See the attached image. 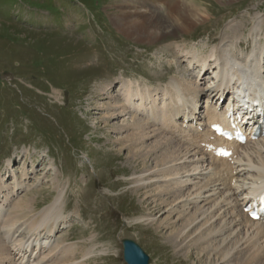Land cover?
I'll return each instance as SVG.
<instances>
[{"label":"rangeland","instance_id":"1","mask_svg":"<svg viewBox=\"0 0 264 264\" xmlns=\"http://www.w3.org/2000/svg\"><path fill=\"white\" fill-rule=\"evenodd\" d=\"M184 3L200 9L202 23L191 26L186 33L168 32L153 42H136L122 34L112 19L117 7H133L129 0H0V180L11 187L12 175L21 182L25 169L29 179L22 184L31 189L19 192L12 206L24 207L27 202L31 209L38 206L35 212L50 202L57 181L68 184L66 214L73 216L68 242L78 248L76 259H80L82 248L92 242L96 250L106 249L108 253L88 263L124 264L120 242L127 239L142 248L151 264H222L213 254L199 255L197 246L206 244L195 236L189 235V240L181 244L183 248L176 243L172 229L160 225L165 207H150L151 199L145 200L143 191L132 188L129 179L140 172V167L125 161V151L114 153L120 148L115 145L119 136L111 126L107 128L102 121L99 126L94 121L100 119L98 111L93 110L97 105L95 92L106 80L117 82V89L126 79L151 90L160 89L173 77L190 84L193 79L188 57L203 58L221 42L232 43L239 59L249 56L253 48L249 33L257 19L263 24L259 34L263 45L264 0H189L181 4ZM139 7L164 21L163 12L155 13V5L149 1ZM198 72L199 69L194 74ZM209 75L204 78L208 80ZM96 123L98 131L93 129ZM154 158L148 160L147 170L153 168ZM8 163L15 165L10 172H6ZM62 192L65 197L64 189ZM190 207L189 214L200 209L197 205ZM143 216L154 222L135 224ZM179 225L182 222L176 228ZM220 226L217 221L208 229L216 231ZM3 234L0 233L1 242L2 236L7 241L8 236ZM25 235L20 233L18 240L23 242ZM54 235L46 242H65L60 239L65 230L55 235L58 241L53 240ZM90 236L95 238L86 241ZM224 238L212 236L209 244L221 249L217 245ZM190 245L193 246L188 251ZM231 255V264H243L244 252L233 251ZM255 264H264V260Z\"/></svg>","mask_w":264,"mask_h":264},{"label":"bare ground","instance_id":"2","mask_svg":"<svg viewBox=\"0 0 264 264\" xmlns=\"http://www.w3.org/2000/svg\"><path fill=\"white\" fill-rule=\"evenodd\" d=\"M129 1L133 7L129 10L117 7L118 11L112 15V19L115 27L122 34L127 38H133L136 42H153L161 39L168 32L181 31L186 33L191 26L203 22L199 19V17L201 18V11L198 7L191 8L194 7L191 6L193 4H181L189 0H181V2L152 0L153 3L166 1L163 6L161 4L158 8V12L164 10V14L162 13L164 21L156 20L155 17L159 16H150L143 10H136L142 0ZM177 2L178 4H176ZM255 24L251 32L249 31L250 36L253 37L251 40L253 39L254 45L252 44V51L245 59L241 60L238 56L236 57L233 53L232 43L230 45L228 43L223 44V42L218 46L216 45L217 47L213 46L214 49L207 53L206 57H192L193 61L199 63L200 72H202V79L199 80V83L205 80L203 79L205 73L211 69L209 63H213L212 71L214 72L212 73L216 81L210 80L207 86H201L197 90L193 88L191 81L192 83L187 84L185 89L179 90L173 85L174 91L163 90L166 95H164L160 105L154 100L155 93L149 91V87L141 86L139 82L125 84L120 82V87L119 89L116 88L118 91L113 96L115 87H118L117 84L104 80L106 83H102L103 85L97 89L96 97H94L97 100V105L93 110L98 111L100 117V119L94 118V121H98V124L103 122L107 128L111 126L114 134L119 136L117 139L115 138V145L120 148L117 150L116 146L114 153L121 154L125 151V161L140 167V172L138 174L133 173L129 179L132 188L138 192L143 191L145 200L151 199L150 207L152 205L157 210L160 206L165 207L163 214L166 213V219L164 218L163 222L161 220L160 225L172 229L176 243L178 242L180 247L185 244L186 240H189V235L197 237L199 242H205L206 247L203 244L205 248L202 247V242L201 245H196L199 255H206V252L208 255L213 254L214 257L219 258V262L222 264H231L233 251L235 253L244 252L243 264L262 263L264 260V224L247 222L241 214V209L238 210L240 201L256 192L264 183V139L252 144L251 148L249 146L242 147L239 158L235 161L233 169L229 171L218 167L216 164L208 166L206 164L207 156L201 154L197 147L193 146L195 141L203 135L182 131L177 120L180 119L182 112L187 111L193 114L195 111H199L201 108L198 106V99H203L209 107L216 105L219 98L240 84L241 78L248 73L255 74L252 79L254 83L264 85V43L262 42L263 46L259 45V34L263 32L261 30L263 24L260 19H257ZM193 70H191L192 73ZM199 77L200 74L197 78ZM57 97L59 96L56 94ZM176 99L183 104L177 108L179 111L175 113L174 101ZM101 100L106 101V103H100ZM162 105L164 107L160 110ZM211 113L212 111L208 109L206 117L209 118ZM98 124H94V130L97 129ZM191 127L189 124V128ZM176 140L184 146L178 144ZM153 157H155L156 162L154 161L152 169L147 170L148 160ZM233 172H235L236 183L232 189L227 191L226 183L219 184L218 179L222 178V181L228 179L229 187V178L225 177V174ZM207 174L217 177V181L208 180L202 184L201 182L207 178ZM241 174L246 175L247 184L241 185V182L237 180V177L242 176ZM26 176L27 173L23 172L22 178H26ZM13 179L15 182L11 187L5 186L3 180H0V233L8 236L6 241L8 245L0 241V264L9 262H13L12 264H49L50 261L82 264V260H74L77 250L74 245H66L67 236H65V246L62 241L56 244H54L55 242L51 243V241L46 242L50 236L55 234L59 225L62 223L66 225L68 221L67 216H62L63 190L56 194L49 205L35 215L33 212L34 205L31 209L27 202L23 203L24 207L21 206L22 204L12 206V199L23 188L15 175ZM188 187H190L188 192H185ZM165 197L170 198L169 201ZM156 204L160 206L158 207ZM193 205H200V209L191 214L187 213L191 208L190 206L193 207ZM7 207H10V211L5 215L2 211ZM156 209H154L155 212ZM228 214L231 217L227 220ZM31 216L35 219L30 220L32 219ZM28 217L30 221L24 222L23 220L28 219ZM229 219H232L231 222ZM197 221L198 223H196ZM217 221H221L220 228L217 227L218 230L208 229L213 227ZM137 222L150 224L154 220L148 216H143L138 218ZM179 222H182V225L176 228ZM198 225L201 226L196 228ZM22 232L27 234V244L18 240ZM189 232L193 233L190 234ZM44 236H46L45 240ZM212 236L225 237L220 245H217L222 246L221 249L219 247L214 248L212 243L209 244ZM6 246L10 248L9 251ZM191 246L193 245L188 247V251ZM12 250L15 252L14 258L17 253L19 254L17 260L9 257Z\"/></svg>","mask_w":264,"mask_h":264},{"label":"water","instance_id":"3","mask_svg":"<svg viewBox=\"0 0 264 264\" xmlns=\"http://www.w3.org/2000/svg\"><path fill=\"white\" fill-rule=\"evenodd\" d=\"M123 259L127 264H147V257L132 242L123 241Z\"/></svg>","mask_w":264,"mask_h":264}]
</instances>
